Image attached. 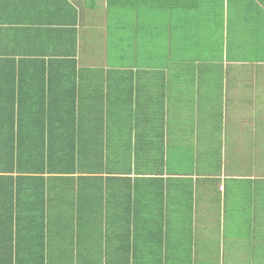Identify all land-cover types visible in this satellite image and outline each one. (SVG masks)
Returning a JSON list of instances; mask_svg holds the SVG:
<instances>
[{
  "label": "crops",
  "instance_id": "obj_1",
  "mask_svg": "<svg viewBox=\"0 0 264 264\" xmlns=\"http://www.w3.org/2000/svg\"><path fill=\"white\" fill-rule=\"evenodd\" d=\"M115 4L0 0V88L12 78L20 89L29 143L39 73L61 113L44 174L20 196L0 178V264H264V64L249 84L245 52L216 64L209 34L183 48L173 20L160 61L144 37L158 19ZM247 94L256 115H242ZM69 108L82 120L75 138ZM73 145L74 166L61 156Z\"/></svg>",
  "mask_w": 264,
  "mask_h": 264
},
{
  "label": "trees",
  "instance_id": "obj_2",
  "mask_svg": "<svg viewBox=\"0 0 264 264\" xmlns=\"http://www.w3.org/2000/svg\"><path fill=\"white\" fill-rule=\"evenodd\" d=\"M177 1L182 4L180 5H190L191 7L194 6L193 0H117L118 9L120 10H130L134 9L135 11H142L144 12L145 9L150 10L154 8H163L164 6ZM189 1H192L189 3ZM216 3L219 2V0H215ZM234 0H230V7H232V3ZM243 2V7L245 8V13L247 14V22L249 21L248 27L251 29L246 30L245 34H243L240 41L236 44H234V48L230 49L229 51H226L224 47L219 46L220 49L218 52L219 55L217 59L215 58L216 64H224L227 65H239L238 63H234L235 60H237L234 57L235 53H238L239 51L242 53L245 52L246 54V62L242 65H245L246 74H248L251 78L248 79V83L254 82L255 79L258 80V75L261 73V66L260 63L256 61V58L251 51L252 49L248 45L247 38L251 33H255L259 38L264 39V0H241ZM228 7L227 11L228 14H233L232 9ZM225 11V5H223V12ZM160 17L157 19L160 21H165L166 25V34L167 35L169 31V24L170 20H172L171 13L167 17H162V10L159 11ZM166 18V19H164ZM153 23V21L151 22ZM259 23H261V27L259 26ZM152 25V24H150ZM247 25V24H246ZM252 30V31H250ZM263 31V33H261ZM150 30L145 33L144 37H150L152 36L149 34ZM246 35V36H245ZM165 42V43H164ZM164 45L162 46V56L159 57L160 61L162 59L164 60L166 58V54L168 52L167 49V43L166 39L164 38L163 41ZM210 49V48H209ZM213 51H217V48L213 47ZM217 53V52H216ZM230 54L229 59H226L224 57V54ZM218 54V53H217ZM220 55H222L220 57ZM166 63V60L163 62ZM11 75L14 76L12 73ZM39 76L42 78V87H41V99H43V102L39 105V115H35L36 120L34 121V115H33V122L38 126V134L36 135L35 141L33 142V145L29 143L30 139V131H27L25 134V126L28 125L27 128H29L30 120H31V112L30 110L27 111V106L21 104L20 102H17V91L20 89H16L14 86V79L11 78V84H13L11 87L4 86L0 88V178L7 179L13 182V185L11 187V190L14 195H19L20 192H24V185H27L30 187L31 180L37 181L38 178H36L37 174H44L45 168L47 164H49V158L52 157L51 151H46L47 143L50 142V136L51 131L48 130V122L49 118H54V115H61L54 113V109H51L49 96H48V90L50 87H46V81H45V72L39 73ZM257 77V78H256ZM7 78V77H5ZM47 79V78H46ZM9 82V81H7ZM249 83V84H250ZM256 86V85H252ZM251 85L248 88V90H253V87ZM258 85L256 86V88ZM51 92V91H50ZM75 106V105H74ZM93 108V105L90 106ZM52 110L53 112L49 111ZM75 108H69L66 109L64 115H72L69 122L70 130H71V137H76V130H78V127H82L81 118H78V115L76 114ZM56 112V111H55ZM63 115V114H62ZM67 121V119H66ZM53 122V121H52ZM63 121L61 120L62 124ZM91 124V123H90ZM49 131V132H48ZM25 141H28V143H25ZM39 147V148H38ZM80 151V150H79ZM77 150V146L73 145L71 146L70 150L65 151L61 156L65 158H70L72 160L73 166L77 162V156L80 154ZM31 156V158H30ZM31 161H35L38 163L39 171L35 173V175H31V170L28 168L29 164H31ZM39 161V162H38ZM14 176L16 178L14 179ZM35 176V177H32ZM22 181V185L20 187V183ZM42 193H45V190L43 188ZM44 197V196H43ZM20 198V197H19ZM44 204V202H42ZM45 205V204H44ZM43 205L42 211L44 212L45 206ZM44 215L42 214V224H44ZM40 262L39 264H44L43 258L39 256ZM14 264V263H10ZM19 264V263H16Z\"/></svg>",
  "mask_w": 264,
  "mask_h": 264
},
{
  "label": "rangeland",
  "instance_id": "obj_3",
  "mask_svg": "<svg viewBox=\"0 0 264 264\" xmlns=\"http://www.w3.org/2000/svg\"><path fill=\"white\" fill-rule=\"evenodd\" d=\"M191 2L192 1H189V3ZM229 2L230 0H219L218 3H216L215 0H193L194 6L191 7L190 5H180L182 3L179 4V2L174 1L163 8L145 9L144 15L156 19L160 17V10H162V17H167L169 13H171L173 20L171 30L172 37H177L178 33H182L183 38L181 46L183 48L191 50L193 45H200V43L204 44V35L208 33L209 44L212 42L213 47L217 48L216 52L219 54V46L224 47L226 51L233 49L234 44L240 41L246 30L251 29L248 27L249 21L247 22V14L245 13L243 2H241V0H234L232 7H230ZM223 5H225L224 12ZM228 7L232 9L233 14H228ZM154 22L155 23H149L152 24L148 27L150 29L149 34L154 38L153 45L162 48V44L164 45V35L166 34L165 21L155 20ZM259 26L261 27V23H259ZM261 33H263V31H261ZM247 42L252 49L251 51L256 61L259 60L260 63L264 64V39L259 38L255 33H251L247 38ZM216 52L214 53V57L217 59L218 54ZM208 65L212 67L210 64ZM218 81L220 80H216V82ZM246 81H248V74ZM261 93L264 97L262 91ZM225 96L226 95H221L220 98ZM247 100V108H244V105L241 107L242 115H256L257 107L255 105V95L247 94ZM219 101L221 103V100ZM258 102L259 101H257V103ZM217 104L218 103L215 102V105ZM222 104L223 103H221V105ZM215 109L214 115L222 114V110ZM261 127L264 128V125L261 124ZM262 140L264 142V136Z\"/></svg>",
  "mask_w": 264,
  "mask_h": 264
}]
</instances>
